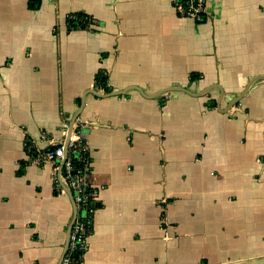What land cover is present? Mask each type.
I'll return each mask as SVG.
<instances>
[{
  "label": "crops",
  "instance_id": "0c3cea01",
  "mask_svg": "<svg viewBox=\"0 0 264 264\" xmlns=\"http://www.w3.org/2000/svg\"><path fill=\"white\" fill-rule=\"evenodd\" d=\"M206 1L196 23L172 0H0V264H60L74 204L23 143H65L83 97L100 191L74 264H264V80L228 109L264 76V0ZM101 73L142 93L91 95Z\"/></svg>",
  "mask_w": 264,
  "mask_h": 264
},
{
  "label": "built area",
  "instance_id": "2783aa9c",
  "mask_svg": "<svg viewBox=\"0 0 264 264\" xmlns=\"http://www.w3.org/2000/svg\"><path fill=\"white\" fill-rule=\"evenodd\" d=\"M206 0H172L173 9L179 19H188L196 23L208 20ZM73 24H87L94 27V20L85 16L79 19L75 14L67 17ZM97 85V84H96ZM96 89L103 92L100 85ZM62 132L68 138L67 145L62 143L49 151L35 150L24 140L25 150H34L36 163H52L53 177H60L61 183L71 192L76 216L70 228L68 245L61 264H74L81 260L88 248V238L92 231L94 203L98 199L99 189L92 187L89 181L91 159L89 148L82 138V126L78 121L71 127L69 121L62 125ZM58 191L63 192L61 188Z\"/></svg>",
  "mask_w": 264,
  "mask_h": 264
},
{
  "label": "water",
  "instance_id": "95a60500",
  "mask_svg": "<svg viewBox=\"0 0 264 264\" xmlns=\"http://www.w3.org/2000/svg\"><path fill=\"white\" fill-rule=\"evenodd\" d=\"M256 80H264V76H260V77H255L253 78L247 85L246 87L243 89V91L237 96L235 97V99H233L231 101V103L229 104L228 106V109H230L231 107H233L247 92V90L249 89V87L251 86V84L256 81ZM129 90H136L138 91L139 93H142L140 89L136 88V87H131ZM129 90H124V91H110L108 93H104V94H100V93H96L94 91L90 92L91 95H94L96 97H99V98H105V97H113V96H120V95H123L125 92L129 91ZM166 92L167 91H183V92H188L186 89H182V88H177V87H172L168 90H165ZM189 93V92H188ZM160 94V93H159ZM157 94V95H159ZM83 104H84V97L82 98V102H81V106H80V109L79 111L76 113V115L73 117L71 123H70V126L72 127L75 123V121L77 120L80 112H81V109L83 107ZM67 142H68V138H66V141H65V146L67 145ZM67 189V188H66ZM67 193L68 195L71 197L72 201H73V198H72V195H71V192L67 189ZM74 204V203H73ZM75 216H76V211H75V206H74V217L69 225V228H68V231H67V241H66V246H65V249H64V252H63V255L61 257V260L62 258L64 257L65 255V252H66V249H67V245H68V238H69V233H70V228L73 224V221L75 219ZM60 264H61V261H60Z\"/></svg>",
  "mask_w": 264,
  "mask_h": 264
},
{
  "label": "trees",
  "instance_id": "16d2710c",
  "mask_svg": "<svg viewBox=\"0 0 264 264\" xmlns=\"http://www.w3.org/2000/svg\"><path fill=\"white\" fill-rule=\"evenodd\" d=\"M79 19H83L85 16L87 15H82V14H75ZM67 24L69 25L70 28H87L88 25L87 24H82V23H72L70 20L67 19ZM191 79H194V75L191 76ZM96 84L100 85L102 87V89L104 90L105 93L110 92V88L107 87L106 85V78L105 75L103 73L98 74L97 78H96ZM34 153V151H33ZM35 154V153H34Z\"/></svg>",
  "mask_w": 264,
  "mask_h": 264
}]
</instances>
